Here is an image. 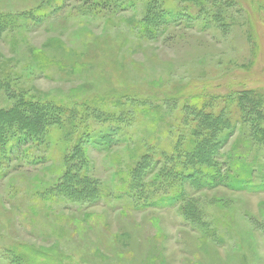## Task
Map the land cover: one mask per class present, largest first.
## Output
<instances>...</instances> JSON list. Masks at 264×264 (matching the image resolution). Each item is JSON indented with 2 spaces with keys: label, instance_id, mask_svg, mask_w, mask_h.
I'll return each mask as SVG.
<instances>
[{
  "label": "rangeland",
  "instance_id": "374dc122",
  "mask_svg": "<svg viewBox=\"0 0 264 264\" xmlns=\"http://www.w3.org/2000/svg\"><path fill=\"white\" fill-rule=\"evenodd\" d=\"M152 1L95 15L85 0H0V110L65 107L91 129L106 125L99 115L119 119L108 151L85 152L95 201L52 193L74 165L79 125L68 143L49 130L46 148L32 149L43 164L0 162V264H264V190L186 182L182 200L148 208L127 189L128 169L152 148L161 163L141 187L153 199L169 192L152 180L190 138L188 106L201 96L244 91L240 104L264 128V0H170L183 17L167 26L147 20ZM244 129L218 161L249 144ZM251 147L247 162L264 164V147Z\"/></svg>",
  "mask_w": 264,
  "mask_h": 264
},
{
  "label": "trees",
  "instance_id": "16d2710c",
  "mask_svg": "<svg viewBox=\"0 0 264 264\" xmlns=\"http://www.w3.org/2000/svg\"><path fill=\"white\" fill-rule=\"evenodd\" d=\"M169 1H152L151 6L154 14H151L147 19L149 23L165 26L181 24L182 10L165 7ZM189 1L197 5L202 2V0ZM83 5L95 15L113 12L115 8L117 11H122L129 7L125 0H117V2L114 0H85ZM186 17L188 20L192 19L191 16ZM185 27H193V25L185 24ZM149 30L152 31V29ZM149 30L147 31L149 32ZM231 94L234 98L228 100L224 97L201 96L199 100H196L200 107L196 104L188 106V111H190L188 117H191L193 123L190 138L182 147L180 143V147L176 150L173 149L170 154L162 155L164 160L171 162L170 169H161L160 167L156 170L157 174L152 180L162 186L165 191H169L167 194L153 199V191L148 190L147 195L146 189L141 187V184L150 175L153 165L156 162L161 163L159 159L152 160L154 158L152 148L148 153H143L135 166L128 169V192L136 193V199L141 206L148 208L173 206L180 199L182 200V188L186 182L196 190H206L217 186H223L233 191L258 192L264 190V172L261 173L264 171V164L260 161L257 162L255 158L247 162V155L244 154L251 151V146L258 149L264 147V128L260 121L249 117L246 111L248 108L246 109L240 104L239 101L243 100L245 92L233 91ZM66 114L69 113L65 111V107L50 108L47 105L24 102H19L10 110H0V162L10 163L13 160L23 161L32 166L43 164L47 161V157L34 155L32 149L45 145L49 139V130L56 128L55 133H62L63 142L68 143L73 138L71 129H75L79 125V128H83V130L76 133L70 150L71 157L69 159L75 158L74 165L72 161L67 168L64 181L52 193L55 194V197L63 196L69 200L95 201L98 195L97 186L87 177L85 152L87 146L108 151L111 136L118 132V128H112L111 125L116 126L119 119L108 118V115H99L101 118L103 116L106 125L91 129L89 123L84 126V119L73 123L74 114L70 113V117ZM91 119L95 120L94 116ZM237 125L241 131L245 130L246 126L250 129L249 144H245L243 147L246 151L240 148L236 149L237 152L229 151L225 157L218 161L217 157L221 149L234 136ZM257 172L259 179L256 182L255 174ZM140 193L144 195L141 196Z\"/></svg>",
  "mask_w": 264,
  "mask_h": 264
}]
</instances>
